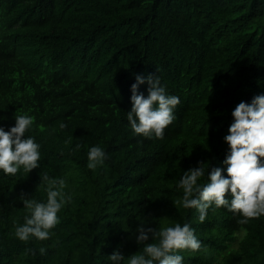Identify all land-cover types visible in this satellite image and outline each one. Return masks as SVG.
Listing matches in <instances>:
<instances>
[{
  "label": "trees",
  "instance_id": "16d2710c",
  "mask_svg": "<svg viewBox=\"0 0 264 264\" xmlns=\"http://www.w3.org/2000/svg\"><path fill=\"white\" fill-rule=\"evenodd\" d=\"M156 69L181 103L147 139L126 113L135 75ZM262 93L264 0H0V127L27 113L41 145L37 169L0 173V264H111L118 247L128 264L144 220L191 223L202 248L178 250L183 264H264V216L240 224L219 208L201 223L176 187L199 162L223 166L232 111ZM94 145L109 158L89 169ZM45 174L66 179L71 202L48 240L21 241L20 197L46 201Z\"/></svg>",
  "mask_w": 264,
  "mask_h": 264
},
{
  "label": "clouds",
  "instance_id": "9594fccd",
  "mask_svg": "<svg viewBox=\"0 0 264 264\" xmlns=\"http://www.w3.org/2000/svg\"><path fill=\"white\" fill-rule=\"evenodd\" d=\"M135 80L131 87L132 107L126 113L128 125L135 136L162 138L164 130L175 119L180 97L168 92L157 69L156 74L146 77L135 75ZM145 83L148 85L147 96L138 93L139 86ZM231 115L232 123L223 138L228 145L223 166L211 167L210 162H199L198 166L184 171L176 185L183 191L179 203L184 209H195L201 223L210 209L224 208L239 215L240 224L264 216V93L255 96L251 103L240 102ZM33 123V116L15 114V125L10 130L0 127V173L4 176H15L21 169L30 173L38 168L41 145L34 136H26ZM60 127L63 129L66 125ZM82 146L77 143L75 150ZM108 158L103 147L91 146L87 167L95 169ZM202 180L205 182L201 183ZM40 184L47 185L46 201L20 197L29 213L23 217L22 224L15 225V235L21 241L33 237L39 241L48 240L51 230L59 223L58 213L71 202V194L65 191V178L45 174ZM147 225L148 221L144 220L136 229V242L143 245V249L141 254L128 257V264H183L184 257L178 250L199 251L202 248L191 223H176L159 230ZM107 258L111 264H124L126 260L119 247Z\"/></svg>",
  "mask_w": 264,
  "mask_h": 264
}]
</instances>
